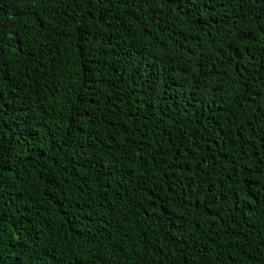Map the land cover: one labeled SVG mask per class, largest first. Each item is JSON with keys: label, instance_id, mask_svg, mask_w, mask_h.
Listing matches in <instances>:
<instances>
[{"label": "trees", "instance_id": "obj_1", "mask_svg": "<svg viewBox=\"0 0 264 264\" xmlns=\"http://www.w3.org/2000/svg\"><path fill=\"white\" fill-rule=\"evenodd\" d=\"M239 7L234 2L193 23L166 7L153 19L114 3L104 23L85 18L84 27L78 9L68 20L59 15L63 7L0 0V21L22 36L34 18L65 24L69 36H37L33 25L25 40L33 55L10 54L6 75L0 73V138L15 157L12 173L2 174L11 197L3 210L9 217L5 239H15L9 225L19 221L24 248L48 253L33 257L35 264H75L90 249L102 253L103 264H216L217 251L234 264H264V143L257 142L264 133L244 131L248 145L234 142L236 147L221 138L230 120L242 123L241 105L255 108L246 102L247 90L264 91V37L256 32L264 10L246 6L242 15ZM249 30L256 43L238 39ZM88 31L103 32L106 39L86 37L84 48L92 51L85 67L77 37ZM33 59L44 64L42 71ZM89 75L104 81L93 86L115 104L97 111L99 123L74 115L85 107L76 97L86 98L82 76ZM197 131L204 140L193 147ZM209 138L215 142L211 150L204 143ZM174 155L194 169L186 173L188 183L193 175L205 186L220 181L207 211L174 203L172 193L179 191L172 182L184 175L169 167ZM197 158L205 163L197 165ZM198 196L193 191L189 205ZM101 218L113 222L111 246L99 231Z\"/></svg>", "mask_w": 264, "mask_h": 264}, {"label": "snow or ice", "instance_id": "obj_2", "mask_svg": "<svg viewBox=\"0 0 264 264\" xmlns=\"http://www.w3.org/2000/svg\"><path fill=\"white\" fill-rule=\"evenodd\" d=\"M34 2L41 4H51L54 7H63L64 12L59 13V15L65 16L68 20H71L72 17L70 15L73 9H78L79 12L77 15L80 16L81 24L84 27H87L84 24L85 18L92 21L94 24H102L104 23V18L109 16L110 10L113 7L114 3L120 4L121 7L130 8L132 11L139 12L142 17L151 16L153 19L159 17L162 13L158 11L161 7H166L171 12L175 13L178 17L189 19L191 22H196L197 20L210 19L212 15L215 14L218 8L227 7L230 4L239 3V11L243 15L244 9L247 6L249 9H256L257 11L264 10V0H34ZM147 9V11H145ZM82 13V14H81ZM23 15V13H21ZM35 16V14H33ZM133 20L139 24V18L133 17ZM38 30L36 35L39 36L41 34H49L54 37H58L60 39L67 40L69 39L67 27L65 24L55 23L53 20L49 19L44 22L40 20L33 19L30 25L25 27V35L22 36L19 30H16L14 26L12 28H8L2 21H0V73H4V69L8 66V58L9 55L15 53L17 56H25L31 57L33 55V48L30 43H26V35L31 31L32 26ZM262 37H264V24H261L260 27L256 30ZM87 36H93L92 31L81 32L77 37L81 42L77 47V51L80 53L81 57L84 61V66L86 67L89 63L87 61L86 53H90L92 50L85 49L84 44L88 41L86 40ZM48 35H46V39ZM94 39L98 38L100 40L106 39V36L103 32L97 33L96 36H93ZM240 40H246L249 44L256 43V33L251 30L247 32H241L238 36ZM51 42V41H50ZM37 47H45V45H38ZM248 45L244 46V50L247 51ZM238 51V49H234L233 53ZM243 55V53H241ZM254 58V57H253ZM58 59V58H57ZM33 63L37 65L39 70L44 69V64L39 61L33 59ZM237 75L240 78H243V72L239 69H236ZM83 83L81 88L86 90L87 96L84 99H81L79 93H77L76 99L80 101L81 104H84L83 108H76L74 110V115L77 118L86 117L88 121L99 123L100 119L97 117V111H107L109 107H115L111 100L110 95H104L102 92L98 91L95 85L96 83H104L103 80L97 82L94 78L89 75L88 77L82 76ZM149 86H151V81L147 82ZM54 90H56L54 88ZM155 93H153L154 95ZM101 102L104 103V108L101 109ZM246 102L251 105H255V108H249L244 110V105H241L240 116L243 117L242 123L237 126L231 120L229 121L232 124L226 132H224L222 139L226 138V143L233 144V147H236V143L239 142L243 145H248V137H244L242 139V133L244 131H248L250 135H254L259 129L262 133H264V91H260L259 89L249 88L246 93ZM123 103V101H121ZM95 105V107H93ZM106 122V121H105ZM115 123L111 124L110 127H115ZM77 129H70L66 134L71 136L73 131ZM207 129L205 128V131ZM216 132H221V129H216ZM230 133V134H229ZM187 131L185 130L183 138H187ZM204 140V136L199 133V131L193 134V147L198 145L200 141ZM258 143H264V137L257 138ZM205 145H208V150H211V145L215 143L209 138V140L204 141ZM216 147H220L219 144H216ZM203 150V149H199ZM179 151V149H178ZM157 155H160L162 158L165 153L161 151H157ZM15 159L12 150L5 139L0 138V264H25V252L29 253L27 256L28 264H35L33 257L40 256L41 252L44 255H47V251L45 249H40L38 251L33 252L31 248H24V244L26 243L23 240V237L20 235V232L24 231L23 227L17 230V221L15 224L9 225L13 229V234L15 239L6 240V232L4 225L8 224L9 217L3 214V210L8 207V204L11 202V197L9 196V190L4 187L2 174L7 172L8 174L12 173V160ZM199 164L205 163L203 158H197L194 161ZM170 168H175V170L184 174L182 178L178 180H174L172 183L177 184L179 195L173 192V196H175L174 203H177V207L179 208H188L191 207L193 210H196L198 207H203L205 211L209 205L213 203V200L217 196V191L215 188V184L220 181H209L207 186L204 185L203 182L197 183L198 177L193 175L191 177V182L189 181V176L186 173H194V169L190 166L189 161L184 157H176L174 155L172 165H169ZM162 191H164L162 189ZM171 185L168 186V190L164 191L165 197L168 196V193L171 192ZM193 191L199 192V196L193 202V204L189 205V199L193 193ZM150 198H152V193L148 194ZM8 196V199L5 197ZM127 197V193L124 196H121L120 199L124 200ZM200 197H203L201 200ZM159 199V197H156ZM255 203L260 204L261 201L257 200ZM167 206L166 201L161 203L160 213L164 214V208ZM19 211V210H18ZM114 211V210H113ZM175 222V221H173ZM100 228L99 231L104 233V240L108 242L109 246L113 244L112 237L108 235L113 230V222L111 220H106L101 218L98 221ZM196 224V221L193 220L191 223L185 225V230L193 227ZM120 229H117V239H121L118 235ZM138 238H142L143 240H147V235H143L137 233ZM214 242V241H213ZM99 245L97 246V248ZM219 248V245L217 246ZM20 248L21 251L19 254L16 253V249ZM122 250V249H121ZM204 251L203 249L201 250ZM100 255L96 249H90L89 254L83 256L80 260L75 261V264H103L100 260ZM222 253L217 251L214 260L216 264H234L233 261L222 259ZM207 264V261L204 262Z\"/></svg>", "mask_w": 264, "mask_h": 264}]
</instances>
